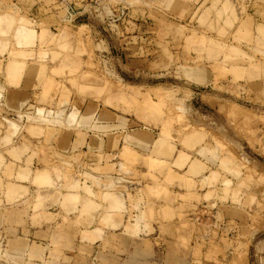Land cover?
Listing matches in <instances>:
<instances>
[{"label": "rangeland", "instance_id": "rangeland-1", "mask_svg": "<svg viewBox=\"0 0 264 264\" xmlns=\"http://www.w3.org/2000/svg\"><path fill=\"white\" fill-rule=\"evenodd\" d=\"M225 1L0 0V15L26 18L15 31L20 42L35 37L26 27L45 33L43 42L47 34L54 38L47 49L58 53L52 63L58 68L55 77L63 84L61 92L55 89V98L69 108L52 114L39 110V122L60 131L66 128L64 119L71 112L68 122H74L77 115V127L85 126L87 118L83 117L95 110L123 118L119 131L123 143L110 141L114 151L104 156V162L122 163L115 175L118 185L109 191L123 198L122 218L127 227L138 225L139 216L153 223L157 203L169 199V193L163 188L160 192L149 174L166 173L169 178L172 166L184 174L191 162L185 174L206 170L212 187L224 186V196L218 199L210 191L203 202L188 206L177 224L200 228L202 242L210 238L213 243L216 232L220 235L227 224L222 214L232 219L236 211L241 212L249 230L259 231L249 238L247 264H264V247L257 250L254 246L264 238V34L256 32L252 20L244 19L249 18L245 5ZM234 12L239 17L232 18ZM6 23L2 21L0 28L10 25ZM65 55L69 58L63 60L64 71L59 72L60 57ZM11 126L15 132L24 128ZM96 126H90L95 136L109 133ZM145 133L151 134V143L158 139L161 154L155 153L158 146L144 144L148 142ZM134 147L140 150L133 151ZM175 154L177 160L172 162ZM71 161L79 163L80 159ZM101 162V157L87 161L93 168ZM88 165H81L87 167L85 171L84 167H62L57 174L60 180L70 175L77 178V184L80 179L95 184L85 173L97 170ZM41 176L46 181L38 180ZM35 180L49 182L44 173ZM83 188L90 194L85 184ZM112 206L120 207L116 201ZM151 232L152 259L159 263L164 241ZM224 233L226 238L233 235ZM143 237V233L135 234L131 240L142 242ZM212 256L218 258L215 253Z\"/></svg>", "mask_w": 264, "mask_h": 264}, {"label": "crops", "instance_id": "crops-1", "mask_svg": "<svg viewBox=\"0 0 264 264\" xmlns=\"http://www.w3.org/2000/svg\"><path fill=\"white\" fill-rule=\"evenodd\" d=\"M234 1L238 6L248 8L249 18L245 16L244 19L252 20L256 32L264 34V0ZM233 17L239 16L235 14ZM0 18L3 19L1 22L10 23L0 28V264H247L249 238L253 239L259 231L253 233L249 230L241 212L236 211L232 219L222 214L227 224L220 230V235L214 232L213 243H210V238L208 242H202L200 228L190 224L184 228L177 224L178 216L184 214L188 206L203 202L210 191H214L213 195L218 199L224 196V186L212 187L214 184H211V176L206 170H201L197 175L185 174L189 173L191 162L184 169V174L172 166L169 178L166 173L149 174L144 167L143 174L151 175L155 179L154 186L159 187L160 192L162 188L165 189L169 199H161L157 203L159 211L156 212L154 226L139 216L138 225L131 224L133 229L127 227L126 219L122 218L125 213L122 210L123 198L120 193L109 191L118 185L115 175L122 170V163L104 162V156L114 151L109 146L110 141L117 145L123 143L119 132L123 118L95 110L92 115L83 117L87 118L85 126L77 127L80 123L77 115L74 122H68V116L74 113L71 112L64 119L66 128L60 131L56 126L39 122L42 116L38 114L39 110L43 114H52L69 108L55 98V89L61 92L63 84L55 77L58 68L52 63L58 53L47 49L54 38L47 34L43 42L45 33L25 26L34 31L35 37L30 42H20L15 31L20 26L17 23L27 21L26 18L5 13ZM75 19L70 18L69 21ZM60 58L59 72L64 71L63 60L69 57L65 55ZM11 124L24 128L15 132ZM91 125H98V130L109 133L95 136ZM78 128L79 133L75 132ZM144 135L148 139L144 144H153L154 148L158 146V139L151 143V134ZM158 147L154 149L155 153L161 154L162 149ZM139 150L138 147L133 148V151ZM91 157H101V164L94 165V168L93 164L88 165V158ZM77 158L81 164L71 161ZM175 160L177 154L172 162ZM198 162L202 166L208 165L205 160ZM81 165L97 170L85 173L95 184L91 181L85 183L83 179L77 184V178L73 179L70 175L67 180L59 179L61 176L57 171L63 170L62 167H84ZM85 169L87 167L82 168ZM109 170L116 173H105ZM39 173L48 176L47 184L35 180ZM38 180L46 181V178L41 176ZM110 182L111 185L108 184ZM83 184L90 194L85 192ZM188 185H191L189 189L186 187ZM97 186L101 193L97 192ZM97 194H101V197ZM218 199L217 203H220ZM114 201L120 207H113ZM230 223H234L233 228L227 227ZM152 229L165 245L159 263L152 259L154 248L148 239ZM224 231L231 232L234 238H226ZM141 233L144 234L142 242L131 240L132 235ZM254 246L257 250L264 247V238L257 240ZM232 251L239 258H234ZM213 253L218 258L215 256V259ZM220 253L225 254L227 259L219 258Z\"/></svg>", "mask_w": 264, "mask_h": 264}]
</instances>
